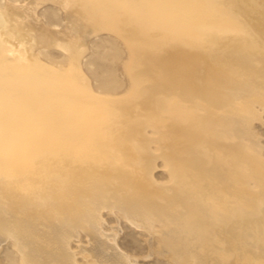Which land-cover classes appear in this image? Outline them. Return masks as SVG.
<instances>
[{
	"label": "bare ground",
	"instance_id": "6f19581e",
	"mask_svg": "<svg viewBox=\"0 0 264 264\" xmlns=\"http://www.w3.org/2000/svg\"><path fill=\"white\" fill-rule=\"evenodd\" d=\"M102 32L131 51L128 95H97L83 71ZM0 52V246L24 264H138L106 212L170 264H264V0H4Z\"/></svg>",
	"mask_w": 264,
	"mask_h": 264
},
{
	"label": "rangeland",
	"instance_id": "374dc122",
	"mask_svg": "<svg viewBox=\"0 0 264 264\" xmlns=\"http://www.w3.org/2000/svg\"><path fill=\"white\" fill-rule=\"evenodd\" d=\"M12 1H19V3H23L27 0ZM45 4L42 5L45 7H39L40 9H38V13L41 12L39 14L44 18L45 21L53 22L57 25V27L63 28L65 26V20L62 12H59L60 7L58 5L55 6V4L53 3H47V5ZM3 5L4 0H0V7L2 8ZM57 7L59 8L57 9ZM230 15H232V12ZM240 38L241 37L236 36V39ZM40 47L41 45L36 48L35 54L40 57L43 63L54 68L58 67L59 69L69 68L71 61L67 56L65 57V54L62 53L61 50L59 52V50L56 48L43 49L41 47L42 49H40ZM131 58L132 55L128 46L121 39L116 38L112 34L110 35L109 33L106 34V32H102V34L100 33V35L92 37V40H90L89 43V51L82 62V68L86 76L89 78L91 87L94 92L97 95H102L101 97L105 96L106 98H116L119 96L121 97L132 92L133 82L129 75ZM257 110L262 111V119L260 117V120H256L253 122L252 130L254 133L252 138H254L253 141L255 140L257 146L261 148V153L264 157V110H261V108L259 107L257 108ZM147 133H149V136L154 138V141H152L150 148L151 151L155 152V150L158 149L157 147H159V143L157 142V144L155 142V138H158L159 134L153 135L152 129H148ZM256 135L258 138H256ZM158 152H160V150ZM158 161L159 162H157V169L154 172V177L158 182L160 180L159 183H167L168 180L169 183L171 180L168 172L165 170V163L161 159H159ZM250 186L251 188L259 189V186L255 181L250 182ZM120 218L121 219H117L113 214L107 215V213L104 212L102 231L109 232L114 225L121 224L119 226H121L122 228L124 226V230L119 234L117 241L123 250L125 249L127 252H129V254H135V256L138 257V264H170L169 261H167L168 259L162 257L159 258L156 255L154 256V254L149 251L146 245L147 243L145 242L150 238V236L148 237L149 234H146L147 232L139 230V228H137L135 225L133 226V224L128 219H124L122 215ZM131 225L133 228L131 227ZM153 240L152 242L154 246H158V240L156 238H153ZM81 243L85 245L89 243L88 239H86V234L82 231L80 232L79 238L75 239L72 242V246L74 249H76L80 246ZM1 245L0 264H24L20 253L15 247V242L13 240L7 239L2 242ZM151 254L153 255L151 256ZM79 260L82 262L84 261L81 255Z\"/></svg>",
	"mask_w": 264,
	"mask_h": 264
}]
</instances>
